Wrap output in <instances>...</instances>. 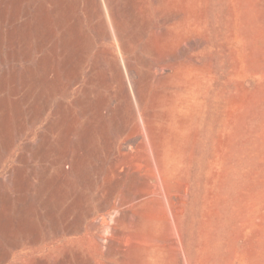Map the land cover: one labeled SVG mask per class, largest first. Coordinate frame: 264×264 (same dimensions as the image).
<instances>
[{"label": "rangeland", "instance_id": "374dc122", "mask_svg": "<svg viewBox=\"0 0 264 264\" xmlns=\"http://www.w3.org/2000/svg\"><path fill=\"white\" fill-rule=\"evenodd\" d=\"M12 3L2 18L0 0V264H264V0L154 7L171 67L119 121L111 85L86 113L77 102L91 54L67 75L53 53L56 74L26 83L40 53L33 40L23 57Z\"/></svg>", "mask_w": 264, "mask_h": 264}, {"label": "bare ground", "instance_id": "6f19581e", "mask_svg": "<svg viewBox=\"0 0 264 264\" xmlns=\"http://www.w3.org/2000/svg\"><path fill=\"white\" fill-rule=\"evenodd\" d=\"M162 1L1 0V13L4 18L5 7L14 2L12 4L16 9V23L13 30L19 37L18 43L25 60H30L32 41L36 40L38 44L40 56L37 63L29 66L24 74L26 83L32 84V88L36 89L45 78L53 76L54 68L53 71L47 70L53 53L63 57L62 65L67 75L71 74L73 59L83 53L91 54L94 60L89 66L87 89L77 102L86 113L89 106L94 107L99 89L106 84L111 85L116 88L118 106L115 119L119 121L118 118L124 114L126 102H129L133 112L138 115L143 107V90L170 70L169 57L164 56L152 43L154 35L164 30L165 23L158 24L153 19V12L155 9L160 10ZM173 18L174 14L168 15L166 23L173 21ZM10 21H13V18ZM82 39L86 47L80 52L79 42ZM80 59H83V56L78 58L79 61ZM64 119L66 121V118ZM61 120L63 119L59 120L58 125L62 124ZM1 124L3 125V122ZM65 130L63 132L66 133ZM87 133H84L83 139H87ZM49 141L50 137L46 136L44 143ZM44 148L46 150L45 146ZM44 148L41 147L42 150ZM45 189L42 186L41 192L44 193Z\"/></svg>", "mask_w": 264, "mask_h": 264}]
</instances>
